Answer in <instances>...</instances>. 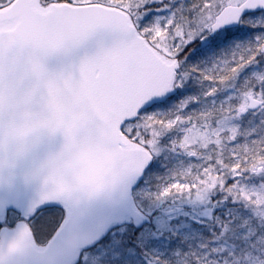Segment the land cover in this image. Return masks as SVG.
<instances>
[{
    "label": "snow or ice",
    "instance_id": "obj_1",
    "mask_svg": "<svg viewBox=\"0 0 264 264\" xmlns=\"http://www.w3.org/2000/svg\"><path fill=\"white\" fill-rule=\"evenodd\" d=\"M218 193L223 264H264V0H0V264H76L116 219L94 264H220L174 242Z\"/></svg>",
    "mask_w": 264,
    "mask_h": 264
},
{
    "label": "rangeland",
    "instance_id": "obj_2",
    "mask_svg": "<svg viewBox=\"0 0 264 264\" xmlns=\"http://www.w3.org/2000/svg\"><path fill=\"white\" fill-rule=\"evenodd\" d=\"M179 99H181V98L178 97L177 101ZM256 115L260 117V114L258 112H256L255 116ZM255 116L246 117L244 123L241 125L242 130L250 127L252 123H254V122L256 123L255 118H254ZM240 139L244 140L245 137L241 136ZM161 167H164V165L162 164ZM245 179H246V181L248 180L247 177ZM230 203H231V205L229 206L228 209H225V207H224V210L220 211V214L218 213L216 220H219L222 218L223 219L229 218V216L231 215L232 207L234 204L237 208H240V205L237 202L230 201ZM57 210L56 209L47 210V211L37 215L36 217H34L33 224H34V227H36L37 225L39 226L37 228V231H38V234L40 237V241H44L47 238L49 232L53 229V227L56 225L58 220L62 217L60 212ZM240 210L245 212V213L247 212V209L241 208ZM200 216H202V215H200ZM198 222L200 224H204V222L201 220H199ZM188 225H189L188 221H187V223L182 224V233L181 234L184 233V231L186 229L185 227H187ZM218 226H220V225L218 224ZM124 230H125L124 227L117 229L116 231H114L111 234L110 237H108V239L106 241H108L112 236L117 235L120 232H123ZM210 233H211V231H210ZM210 233H208L206 240H211ZM217 237H218V235H216V237L212 239L211 245H210V243H207L209 247L205 248L203 252L207 253L209 259H216L220 262V264H223V262L221 263V261H224L225 258H230V257H226L229 246L232 245L234 241H235V243H240V241L237 240L235 237L228 239V240L218 239ZM106 241L104 243H102L101 245H99L94 250H92L91 252H88V253L85 252L84 253L85 254L84 262H82V264H94L95 254H99L101 251H103L105 244H106ZM212 249H220V251H211Z\"/></svg>",
    "mask_w": 264,
    "mask_h": 264
},
{
    "label": "water",
    "instance_id": "obj_3",
    "mask_svg": "<svg viewBox=\"0 0 264 264\" xmlns=\"http://www.w3.org/2000/svg\"><path fill=\"white\" fill-rule=\"evenodd\" d=\"M65 111V106L62 103L61 100L57 99L54 105V116L56 117H62L63 113ZM58 141L53 140L49 143L47 146L48 148H54L58 146ZM112 157L110 154L103 150H91L86 151L82 154L81 160L83 162V176L84 179L88 181H94L101 177L103 172L106 170L107 166L109 165ZM37 185H33L31 189H24L25 193L30 196L31 192L35 190ZM50 207H61L63 206L59 203L55 204L54 206L48 203H41L39 206L35 209V214L40 210L44 208H50ZM64 209V208H63ZM130 221H127L125 219H116L109 223L107 227L103 229L102 232H100V235L97 236L95 239H93L90 243L83 245L78 253V256L76 258V264L80 261L81 254L84 250L89 249L96 244H98L100 241H102L108 233L115 227L121 226L124 224H128ZM138 227V225H137Z\"/></svg>",
    "mask_w": 264,
    "mask_h": 264
},
{
    "label": "trees",
    "instance_id": "obj_4",
    "mask_svg": "<svg viewBox=\"0 0 264 264\" xmlns=\"http://www.w3.org/2000/svg\"><path fill=\"white\" fill-rule=\"evenodd\" d=\"M214 199L221 200L219 198ZM223 205L224 202L221 200V205L219 208H216V210L220 209ZM205 218L207 219V221H209L212 218V214L210 213L209 215L205 216ZM201 229L202 228H192L190 232L187 233L186 231L184 235L180 236V238L178 240H175L174 242L183 245L184 251H188L189 249H191L201 252L204 250V247H202L203 245H207L208 247V244L204 243L206 232Z\"/></svg>",
    "mask_w": 264,
    "mask_h": 264
},
{
    "label": "bare ground",
    "instance_id": "obj_5",
    "mask_svg": "<svg viewBox=\"0 0 264 264\" xmlns=\"http://www.w3.org/2000/svg\"><path fill=\"white\" fill-rule=\"evenodd\" d=\"M255 114H256V112L253 111L252 113L249 114V116H255ZM254 118H255L256 123H258L259 120H260V119H259L260 117L256 115ZM56 208L58 209L59 212H64V209H63V208H61V207H56ZM122 226H123V225H121V226H119V227H122Z\"/></svg>",
    "mask_w": 264,
    "mask_h": 264
}]
</instances>
